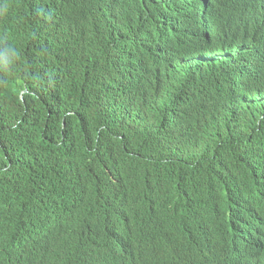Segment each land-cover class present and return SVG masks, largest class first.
Returning a JSON list of instances; mask_svg holds the SVG:
<instances>
[{
    "label": "trees",
    "instance_id": "obj_1",
    "mask_svg": "<svg viewBox=\"0 0 264 264\" xmlns=\"http://www.w3.org/2000/svg\"><path fill=\"white\" fill-rule=\"evenodd\" d=\"M25 1L37 8L47 2V7L22 31L0 24V209L15 200L12 211L18 213L24 209L18 206L32 207L34 202L27 201L34 199L42 209H30L32 215L59 214L55 207L68 205L75 216L70 234L85 235L87 243L98 234L90 233L98 222H114L117 232L131 236L123 238L125 246L139 243L130 248L133 254L152 250L156 253L148 260L160 263L172 247L170 260L183 258L184 263L188 257L191 264H206V257L227 243L211 225L212 216L221 213L219 194L206 199L195 184L207 195L227 189L226 195L253 196L249 202L264 196L253 191L258 177L264 184V105L259 101L264 87L257 88L263 80L254 76L228 97L239 109L220 113L217 139L208 137L201 119L215 116L212 112L199 118L186 113L185 121L147 136L134 129L150 126L164 111L147 107L138 79L136 88L130 85L129 63L114 56L113 46L95 27L102 19L94 12L84 19L65 15L70 0L54 7L51 0H3V7ZM109 1L114 8L108 19L121 13L151 15L138 5ZM87 30L91 36H83ZM250 102L256 119L248 124L240 108ZM231 113L238 119L229 121ZM224 173L222 181H208ZM69 175L84 195L65 193L58 178L69 181ZM232 231L236 235V222ZM61 240L48 244L45 259L40 251L22 257L16 247L0 242V264H43V259L52 264V257L67 255Z\"/></svg>",
    "mask_w": 264,
    "mask_h": 264
},
{
    "label": "clouds",
    "instance_id": "obj_2",
    "mask_svg": "<svg viewBox=\"0 0 264 264\" xmlns=\"http://www.w3.org/2000/svg\"><path fill=\"white\" fill-rule=\"evenodd\" d=\"M57 1L59 0H51L53 7ZM121 1L128 6L138 5L145 9L148 14L157 18L161 15V24H157V18H154L152 21L154 25L149 28L148 18H145L141 26L139 22L143 16L131 13H121L108 19L109 11L114 8L112 7L113 3L109 0H70L69 9L71 17L78 18L80 12H83L82 10L88 4L98 8L94 11V14L102 19V23L95 25V27L99 26V32L105 34L107 44L113 46L110 51L115 52L114 56L124 63L125 60L129 63V69L125 73V77L130 81V85L136 88L135 81L138 79L139 93L146 99L147 107H155L164 111V116L158 118L156 122L145 128H135L134 131L153 136L155 135L153 132L155 129H165L170 125L181 122L179 119L185 121L186 113L199 118L198 114L201 112L203 114L212 112L215 116L201 119L205 120L204 124L207 126L208 137L217 139L221 131L219 125L221 112L219 110L222 109L223 103L231 104L228 97L236 96L239 93L237 87L246 86L254 76L260 77L257 81L263 80L257 88L264 87V61L256 63L252 62V58L249 59L251 51H255L257 56H260L261 53V58L264 60V46L260 42L264 33L258 28L262 24L256 23L257 26L253 30L257 38H253L250 29L252 23L249 22L254 20V17L256 19L254 22H259L260 19L264 22V0H208L210 9H204L203 7L206 0H199L201 8L197 12L201 14V19L194 17L196 0ZM45 2L46 0H44ZM3 3V0H0V24H5L8 28L16 29V31H22L24 27H29L35 17L41 18L40 8L47 7V2L38 4V8L31 1L22 2L15 8H4ZM252 4H255L254 8H252ZM187 5L191 7V10L188 11L192 14L190 18L186 16ZM144 6L146 7L144 8ZM216 7H219L217 12L221 15L212 24L215 29L211 27L205 29L204 25L199 24V22L214 21V18L204 19L203 15L206 12H214ZM226 7H229V9L227 10ZM224 11H227L226 16L222 17ZM237 15L241 16L238 17ZM211 16H214V14H211ZM241 20L248 23L243 25L239 23ZM125 23L128 24V31H124V28H122ZM133 25L135 26L132 28ZM181 25L182 27H179ZM140 28L145 31L143 35H139ZM243 30L246 32L247 37L244 36ZM115 31L118 33L116 36ZM205 31H211V33H207L209 35L203 37ZM120 32L124 36L129 33V38H142V52L138 51L137 43H129L127 36L125 43H121ZM236 34L238 36L233 38V35ZM88 35L91 36L89 30L83 36ZM214 40H220L221 42L216 43L213 47L206 48L207 45H212ZM252 40L257 41L256 46H251L252 42L249 41ZM244 41H247L248 44L245 45ZM187 47H198L194 50L195 52L189 53V55H198V57L186 58L187 60L176 62V59L185 56V52H190L186 50L183 52L184 55L180 56L181 51H184ZM241 54L246 57V62H230L236 55L239 58ZM198 59L202 61L207 59L209 65L206 62L205 64L198 62ZM212 59H218V64L211 61ZM224 62L227 63L224 64ZM209 66L213 69L211 73L208 72ZM227 66H231L233 69V71L229 70L230 76L225 74L224 67ZM224 80L226 81L223 82ZM214 84L223 88L222 92L213 93ZM215 96L218 97L213 98ZM243 104L245 107L240 108L241 113L245 111L246 122L251 124L256 119L254 117L255 109L251 107L252 102ZM232 107L236 110L239 109L234 105ZM167 111H172L170 121L167 120ZM229 121L233 120L229 118ZM61 176L58 179L67 195L72 198L84 195L79 183H73L74 179L70 175L69 181H63ZM225 177L224 173L208 181H222ZM254 182L257 185L253 188V191L263 192V179L258 177ZM199 191L204 192L201 196L206 199L211 198L214 194H219V210L221 213L212 216L211 225L221 232L219 238L221 242L227 243L224 249L209 254L206 257V264H264V233L258 227L259 221L264 220V196L259 195L255 202H249V199L251 200L253 196L246 199L237 192L226 195L227 189L209 195L206 194L207 190ZM33 202L34 204L31 207L30 203ZM17 204L18 202L12 200L0 209L2 211L0 213V242L9 243L11 249L16 247L17 253L22 257L31 256L40 251L39 253H44L43 257L45 259L48 244L58 245L60 239H62L61 241L65 243L63 246L67 255L52 257L51 261H54L52 264H191L188 257H186L184 263H182L183 258L179 261L170 260L174 251L172 247H168L170 256L168 255L169 257L160 263L148 260L149 255L155 254V251L146 250L144 253L137 254L138 252H134L133 254L130 248L138 247L139 243L131 241L128 247L125 246L123 238L129 239L131 236L128 235V237L126 234L121 235L117 232L118 230L115 228L117 224L114 222L107 225L98 222L97 227L90 231V233L98 232V234L87 243L85 235L70 234L75 216L72 208L68 205L55 207L59 214L44 210L42 213L32 215L29 213L30 209L33 212L42 209V206L37 204L34 199L27 201V204H30L28 207L25 205L18 206V208L24 209L14 213L12 208ZM5 213H8V215L4 216ZM29 216L31 217L29 218ZM49 219L51 222L46 221ZM235 220L237 226L235 236L237 239L233 241L230 240V237L233 236L231 229L234 228ZM38 225L42 226L43 229H38ZM262 226H264V223ZM251 227L257 229L254 234L257 237L254 243L249 239L251 235L253 236L252 230L250 231ZM50 228L53 229L52 234L47 230ZM33 237L35 243L32 245L30 239ZM233 242L237 244V248H232ZM140 243L144 244L143 241H140ZM157 244H161L159 240ZM30 247H34L33 250ZM253 248L256 251L253 252ZM26 264L39 263L38 261H26ZM48 264L50 263L48 262Z\"/></svg>",
    "mask_w": 264,
    "mask_h": 264
},
{
    "label": "bare ground",
    "instance_id": "obj_3",
    "mask_svg": "<svg viewBox=\"0 0 264 264\" xmlns=\"http://www.w3.org/2000/svg\"><path fill=\"white\" fill-rule=\"evenodd\" d=\"M179 1V0H178ZM208 0H206V2H205V4L203 5V7H204V9H210V4L207 2ZM66 3V2H65ZM65 3H62V5H57V7H59V6H64L65 5ZM68 3H70V2H67V4H66V8H69V6L71 5V4H68ZM88 4V3H87ZM252 6V8H254L255 7V4H252L251 5ZM262 6H263V4H262ZM146 6H144V8H145ZM61 8V7H60ZM179 8H180V6H179ZM201 8V4L199 3V0H196V3H195V13H194V17L196 18V19H201V14L199 13V12H197L198 11V9H200ZM98 8H96V7H94L93 5H91V4H88L86 7H85V9L84 10H82L83 12H80V15H78V17H80V19H84V18H86L87 16H88V14H90L91 12H94V11H96ZM218 9H219V7H216V10H214V12H212V13H208V12H206V13H204V15H203V18L204 19H209V18H214V21H205V22H199V24H201V25H204V28L205 29H207L208 27H211L212 29H215V27L214 26H212V24L215 22V21H217L216 19H219L220 18V13L219 12H217L218 11ZM226 9L228 10L229 9V7H226ZM244 9H245V6H244ZM191 10V7H189L188 5H187V17L188 18H190V17H192V14H190L188 11H190ZM226 12L227 11H224V12H222V14H223V16L222 17H225L226 16ZM49 14V13H48ZM63 14V13H62ZM65 15H70V12H65L64 13ZM211 14H214V16H211ZM235 16V15H234ZM238 17H240L241 15H237ZM243 17H245V16H243ZM145 18H148V20H147V23H148V27L150 28V27H152L153 25H154V23L152 22L153 21V19L155 18H157V17H155V16H151V15H144L143 16V18H142V20H140V22H139V20H138V22H139V24L142 26V21L145 19ZM160 19H161V15H159L158 16V18H157V20H156V23L157 24H161L160 23ZM243 19V18H242ZM256 19H255V17H254V20H250L249 22H251L252 23V26L250 27V29H251V32H252V36L251 37H253V38H257V36H255V31L253 30V29H255L256 28V23H261L262 24V26L261 27H258L259 29H260V31L262 32V33H264V22H262V19H260V21L259 22H254ZM138 22H137V24H138ZM130 23V22H129ZM239 23H242L243 25H246L248 22H244V20H241ZM233 24H235L234 22H233ZM237 24H238V22H237ZM128 24H126L125 23V26L124 27H122V28H124L123 30L124 31H128V26H127ZM135 25H133L132 26V28L134 27ZM179 27H182V25L181 26H179ZM203 28V29H204ZM124 31H123V34H124ZM121 33V43H125V39H126V36H124L123 34H122V32H120ZM145 33V31H142L141 30V28H140V33H139V35H143ZM207 33H211V31H205V35H203V37H206V36H208L209 34H207ZM213 33V32H212ZM243 33H244V36L245 37H247V35H246V32L243 30ZM117 35V32L115 31V36ZM232 36V35H231ZM238 35L236 34V35H233V38H236ZM243 36V37H244ZM250 37V38H251ZM239 38L241 39V37L239 36ZM141 39L142 38H139V39H137V38H129V43H137L136 44V46H137V48H138V51H141L142 52V48H141ZM247 39V38H246ZM264 35L263 36H261V45L262 46H264ZM205 40H207V38H205ZM245 40V39H244ZM201 41V40H200ZM198 42V41H197ZM218 42H221L220 40H214L213 41V44L212 45H207L206 46V48H209V47H213V46H215L216 45V43H218ZM236 42V41H235ZM246 44L245 45H247L248 44V42L247 41H244ZM249 42H252L251 44V46H256V40H252V41H249ZM196 49H198V47H192V48H189V47H187L184 51H181V53H180V56L183 54V52H185L186 50H188V51H190V52H185V56L184 57H180L179 59H176V62H182L183 60H187V59H189V58H194V57H198V55H189V53H193V51L194 50H196ZM195 52V51H194ZM191 53V54H192ZM184 55V54H183ZM203 55V54H202ZM207 55V54H206ZM257 57H260V58H257ZM187 58V59H186ZM252 58V59H251ZM249 59H251L252 60V62H256V63H258V62H263L264 60L261 58V53H260V56H257L256 55V53H255V51H251V56H250V58ZM206 61H202V60H199L198 59V62H201V63H203V64H205V62H206V64L208 63V61H207V59H205ZM211 61H215V64L217 63L218 64V59H212ZM210 61V62H211ZM230 62H232V63H237V62H246V57L243 55V54H241L240 56H239V58H238V55H236L234 58H232L231 59V61ZM225 63H227V62H224V64ZM208 65H209V63H208ZM225 68V74L226 75H228V76H230V73H229V70L230 71H233V69H232V67L231 66H227V67H224ZM208 72H213V69L209 66V69H208ZM226 80H224L223 82H225ZM217 84H214V86H213V88H214V92L213 93H216L217 91H220V92H222V90H223V88H220V87H217L216 86ZM185 93V92H184ZM187 93V92H186ZM227 93V92H226ZM261 94H262V91L261 90H257V91H255L254 92V95H257L256 97H259V96H261ZM216 97H218V96H215V97H213V98H216ZM259 100V99H258ZM259 101H261L262 103H261V105H264V99H262V100H259ZM222 108L223 109H225V111H223V110H219L220 112H222V113H229V112H234L236 109L235 108H233V107H231L228 103H223L222 104ZM169 109V108H168ZM170 112H172V111H170ZM169 112L167 111V114H168ZM232 114V117H231V119H238V117H236V116H238V114L236 115V114H233V113H231ZM167 135H172V133H168ZM196 186H195V189H197V190H201V188H200V186H199V184H195ZM240 215H242V214H240ZM259 215H261V213H259ZM242 217H243V215H242ZM236 219V218H235ZM236 222V220L234 221V223ZM264 223V220H260L259 221V223H258V227L261 229V232L264 230V226H262V224ZM263 229V230H262ZM252 230V227H251V229H250V231ZM254 230H257V229H254ZM49 231H50V233L52 234V231H53V229H49ZM232 233H233V235L235 236V232L234 231H232ZM251 235V234H250ZM256 238L257 237H253L252 235H251V237L249 238L250 239V241H255L256 240ZM234 239V241L237 239L236 237H234L233 238ZM35 243V240H34V237L33 238H31L30 239V244H34ZM122 243H123V241H122ZM233 244L237 247V244L235 243V242H233ZM244 251V250H243ZM252 251L254 252V251H256L255 250V248H253L252 249ZM15 257V256H14ZM229 264H232V263H229Z\"/></svg>",
    "mask_w": 264,
    "mask_h": 264
},
{
    "label": "water",
    "instance_id": "obj_4",
    "mask_svg": "<svg viewBox=\"0 0 264 264\" xmlns=\"http://www.w3.org/2000/svg\"><path fill=\"white\" fill-rule=\"evenodd\" d=\"M60 1H65V0H60ZM31 23H33V22H31ZM128 38H129V33H127V35H126ZM136 37V36H135Z\"/></svg>",
    "mask_w": 264,
    "mask_h": 264
}]
</instances>
